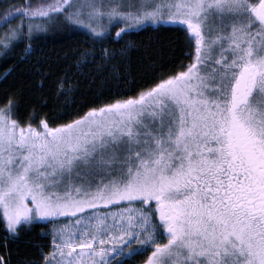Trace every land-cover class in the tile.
<instances>
[{
    "label": "snow or ice",
    "instance_id": "1",
    "mask_svg": "<svg viewBox=\"0 0 264 264\" xmlns=\"http://www.w3.org/2000/svg\"><path fill=\"white\" fill-rule=\"evenodd\" d=\"M16 16L19 24L0 32V57L15 61L0 81L61 16L93 42L116 23L117 43L144 26L176 27L191 59L56 126L14 118L9 96L0 105L6 232L66 219L50 230L43 264H124L137 255L140 264H264V0H29L0 26ZM131 44L85 49L77 63L99 56L107 64Z\"/></svg>",
    "mask_w": 264,
    "mask_h": 264
},
{
    "label": "trees",
    "instance_id": "2",
    "mask_svg": "<svg viewBox=\"0 0 264 264\" xmlns=\"http://www.w3.org/2000/svg\"><path fill=\"white\" fill-rule=\"evenodd\" d=\"M41 2L50 0H31L33 6ZM28 4L29 0H0V17ZM21 19V16L10 19L0 26V32L19 24ZM114 29L103 41L93 42L83 30L66 27L62 17L46 31L36 32L32 41L35 51L18 64L7 80L0 81V105L11 96L16 105L14 118L34 126L47 119L50 126H56L83 116L90 107L135 95L139 89L181 70V62L187 64L191 59L184 55L188 51L185 33L176 27L145 26L123 36L118 43L114 42ZM128 41L132 44L123 58L117 55L113 61L102 64L96 56L90 63H77L85 49L119 50ZM27 43L23 41L11 55H22ZM14 62L13 59L5 62L0 57V75ZM45 228L43 222H35L22 227L19 235L13 237L0 224V256L8 264H42V252L48 242L42 234ZM142 259L143 256L137 255L125 264H137Z\"/></svg>",
    "mask_w": 264,
    "mask_h": 264
},
{
    "label": "rangeland",
    "instance_id": "3",
    "mask_svg": "<svg viewBox=\"0 0 264 264\" xmlns=\"http://www.w3.org/2000/svg\"><path fill=\"white\" fill-rule=\"evenodd\" d=\"M60 18H62V16L61 17H59L58 19H60ZM150 26V25H149ZM120 27H122V24H120V23H116V24H114V26L113 27H111V29L112 28H115L114 30V32H116V30L118 29V28H120ZM145 27V26H144ZM74 28H76V29H79V30H82V29H80V28H78V27H76V26H74ZM119 207H126V205H119ZM153 207H154V205H153ZM106 209H104V208H101V211H105ZM112 210H115V209H112ZM44 224H46V228H45V230L44 231H42V234H43V236H45V238L47 239V249L46 250H43V252H48V251H50L51 250V240H52V233H51V229L53 228V227H59L60 225H63V224H66V223H68V221L66 220V219H63V218H60V219H58V220H55V221H49V222H43ZM149 251H150V249H149ZM43 258V257H42ZM130 260H132V258L131 259H129V260H126V261H130ZM126 261L124 262V264L126 263ZM42 264H43V260H42ZM137 264H140L139 262H137Z\"/></svg>",
    "mask_w": 264,
    "mask_h": 264
}]
</instances>
